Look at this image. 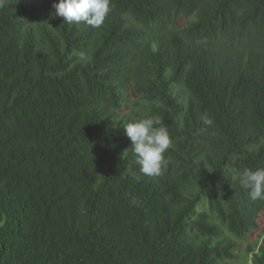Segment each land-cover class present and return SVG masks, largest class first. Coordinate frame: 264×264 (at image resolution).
Wrapping results in <instances>:
<instances>
[{
  "label": "trees",
  "instance_id": "obj_1",
  "mask_svg": "<svg viewBox=\"0 0 264 264\" xmlns=\"http://www.w3.org/2000/svg\"><path fill=\"white\" fill-rule=\"evenodd\" d=\"M56 3L0 0V264H264L232 178L264 168V0H110L98 29ZM148 117L159 177L126 135Z\"/></svg>",
  "mask_w": 264,
  "mask_h": 264
},
{
  "label": "clouds",
  "instance_id": "obj_2",
  "mask_svg": "<svg viewBox=\"0 0 264 264\" xmlns=\"http://www.w3.org/2000/svg\"><path fill=\"white\" fill-rule=\"evenodd\" d=\"M54 15L69 24L81 22L92 28H100L110 13V0H59L53 5ZM203 123L211 125L213 120L205 114ZM126 135L132 142V151L140 171L147 176L159 177L167 168L165 153L173 146V140L166 127L161 126L159 117H148L129 123ZM252 201L264 200V168L252 170L243 168L232 177Z\"/></svg>",
  "mask_w": 264,
  "mask_h": 264
},
{
  "label": "bare ground",
  "instance_id": "obj_3",
  "mask_svg": "<svg viewBox=\"0 0 264 264\" xmlns=\"http://www.w3.org/2000/svg\"><path fill=\"white\" fill-rule=\"evenodd\" d=\"M205 87V86H204Z\"/></svg>",
  "mask_w": 264,
  "mask_h": 264
}]
</instances>
